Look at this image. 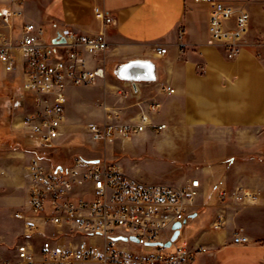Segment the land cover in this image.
<instances>
[{"label":"crops","instance_id":"obj_1","mask_svg":"<svg viewBox=\"0 0 264 264\" xmlns=\"http://www.w3.org/2000/svg\"><path fill=\"white\" fill-rule=\"evenodd\" d=\"M222 1L250 14V28L234 59H228L221 45L208 43L210 8L199 0H24L18 21L44 24L48 35L65 27L86 33L106 32L109 50L102 57L107 61L108 76L88 85L102 87L91 108L94 120L82 122L88 102L81 103L78 87L72 85L67 90L65 134L79 129L97 144L91 139L88 123L124 122L144 113L153 125L165 123L166 128L157 131L149 125L140 134L164 133V138L179 151L174 139L180 137L179 132L175 135L167 131L169 127L204 129L206 139L199 147L195 175L185 182L191 178L201 181L197 205L184 221L190 223L187 232L191 236L186 241L208 247L207 252L197 255V264H264V0ZM96 6L112 13L114 22L104 25L95 16ZM253 21H259L256 28H251ZM155 44L166 47L167 52L157 55ZM16 53L19 62L15 71L6 72L0 62V81L11 78L21 88V98L14 105L0 104V264L15 259V247L25 238V219L15 217V213L28 209L31 157L42 150L61 159L71 150L92 160L104 154L89 152L96 154L92 156L82 149L75 150L79 146L67 147L62 138L65 134L52 144L55 147L42 146L22 128L23 109L31 107L33 95L22 88L23 59ZM136 60L152 64L148 71L153 78L140 76L131 89L117 77L116 70ZM165 85H171L175 92L168 94L162 88ZM20 131L30 140L21 147H12L10 143ZM118 143L123 142L106 145L108 158L119 157ZM69 160L68 157L64 165L73 161ZM60 165L63 164L57 162L52 166ZM121 168L140 179L130 168ZM187 175L181 174L178 185H183L181 181ZM219 179L231 193L242 187L257 194V201L241 206L233 203L232 195L226 202L219 201L214 190ZM219 215L224 223L215 228ZM29 220L47 232L54 228L38 218ZM235 232L247 235L250 241L234 243ZM4 248L12 249L14 259L3 257Z\"/></svg>","mask_w":264,"mask_h":264},{"label":"built area","instance_id":"obj_2","mask_svg":"<svg viewBox=\"0 0 264 264\" xmlns=\"http://www.w3.org/2000/svg\"><path fill=\"white\" fill-rule=\"evenodd\" d=\"M199 1L210 8L208 43L221 45L228 59L236 58L250 28L249 12L222 0ZM23 4L24 0H0V62L6 72H13L19 62L16 52L20 53L22 86L33 95L22 128L40 145L49 146L65 134L68 87L107 78V61L99 60V53L109 50V41L104 31L86 33L68 27L48 35L44 24L18 21ZM94 13L106 26L114 22L112 13L102 7L96 6ZM153 50L157 55L167 52L159 44ZM151 65L129 61L117 68L116 75L134 89L140 76L153 78ZM162 88L168 94L175 92L171 85ZM149 125L151 119L142 113L124 122H90L87 129L93 141L105 143L138 135ZM153 127L162 131L166 124ZM29 171L28 209L15 213L25 219V238L8 264H197V255L208 251L206 246L172 240L175 223L183 226L194 212L201 194L199 178L183 185L146 182L126 174L117 162L82 155L55 167L34 155ZM214 190L225 202L231 195L241 206L257 201V194L242 187L230 195L223 179L216 181ZM30 218L54 228L42 230ZM223 223L219 215L213 226ZM169 240L172 243L166 246ZM232 241L246 244L250 239L235 232Z\"/></svg>","mask_w":264,"mask_h":264},{"label":"rangeland","instance_id":"obj_3","mask_svg":"<svg viewBox=\"0 0 264 264\" xmlns=\"http://www.w3.org/2000/svg\"><path fill=\"white\" fill-rule=\"evenodd\" d=\"M258 25L259 21L256 23L253 21L251 23V28H256ZM19 84L20 83L17 82V80H12L11 78L0 81V104L2 106L5 104H10V106H12L21 98V88ZM76 87H78L77 95L81 103H84L85 100L88 102V108L81 115L82 122L85 123L94 120L95 115L91 112V108L94 107V99L100 97L102 87H91L88 85H79ZM74 99H76V97H74ZM68 105L69 102H66V107H68ZM29 110L30 108L25 110L23 109V114L27 113ZM66 122H68V120H66ZM170 130H172L175 135L179 132L178 136L180 137L174 138L179 143V151L176 150L177 146L169 144L168 140L164 138V133L161 134L156 132H154V134H157V136L153 134H138L131 136L128 139H115L111 142H99L97 144L86 138L84 133L79 129L73 132L71 130H67L65 136L62 138L67 144V147L79 146L77 148L75 147V150L82 149L84 152H87V155L90 154L89 152H94L96 154H102V152H104L101 159L117 162L122 167L126 166L130 168V170H133L136 175L141 176L140 179L147 182L154 181L158 183H172L174 185H178L181 174H188L185 179L181 181L182 184H185L187 177L195 175V172L193 171L195 170L194 167L197 166L196 162L199 160V147L206 139V134H203L204 129L202 128L198 129L187 126H179L178 128L169 127L167 131ZM27 140H30V137L23 131H20L16 133L10 145L12 147H21ZM119 140L123 142L116 145V149L120 152L118 153L119 157L108 158L106 154V145H113ZM53 146L54 145L51 144V147ZM71 151L66 152L67 154H65L67 159L69 157V161H72L76 153H79H75L73 150ZM94 153H91L90 155L95 156L96 154ZM38 156L42 159V162L46 166L49 164L51 166L55 165L57 162L64 165L67 162L66 158L61 159L58 156H50L48 150H42ZM110 156H112V154H110ZM262 167H264L263 163ZM228 193L230 195L232 194L230 191H228ZM218 199L219 201L225 202L220 198ZM205 224L207 225L208 223L206 222L204 225ZM189 225L190 223L183 225L176 242L190 239L191 235L187 232ZM2 255L4 258L6 257L7 260L14 259L12 249L4 248L2 250Z\"/></svg>","mask_w":264,"mask_h":264},{"label":"water","instance_id":"obj_4","mask_svg":"<svg viewBox=\"0 0 264 264\" xmlns=\"http://www.w3.org/2000/svg\"><path fill=\"white\" fill-rule=\"evenodd\" d=\"M182 227V223L181 222H177L174 225V228H177L172 236V240H176L178 238V236L180 235V230L179 228ZM125 238V237H124ZM133 240H137L135 237H131ZM172 240H169L165 243L166 246H170L172 243ZM160 243V242H159Z\"/></svg>","mask_w":264,"mask_h":264},{"label":"bare ground","instance_id":"obj_5","mask_svg":"<svg viewBox=\"0 0 264 264\" xmlns=\"http://www.w3.org/2000/svg\"><path fill=\"white\" fill-rule=\"evenodd\" d=\"M107 50H101V52L99 53V60H104V58L102 57V55L106 52Z\"/></svg>","mask_w":264,"mask_h":264}]
</instances>
